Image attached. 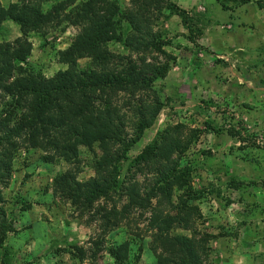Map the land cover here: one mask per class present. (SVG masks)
<instances>
[{"label": "rangeland", "instance_id": "rangeland-1", "mask_svg": "<svg viewBox=\"0 0 264 264\" xmlns=\"http://www.w3.org/2000/svg\"><path fill=\"white\" fill-rule=\"evenodd\" d=\"M260 1H251L254 9L257 7L255 21L253 20L254 12L247 13L249 3L232 4L225 0L166 1L165 7L168 5L178 6L191 16L197 15L198 12L208 14L210 27L203 24L204 36L197 41L202 48L205 44V49L202 52L199 51L200 54L191 57L194 55L192 52L196 54L197 51L185 39L187 31L183 29L178 18L171 17L168 22L164 23L163 28L167 31L168 39L171 41L166 38L170 42V46L163 51L167 56L172 55L176 60L165 78L155 83L153 88L148 89L146 93L142 92L141 98L147 101L152 95L151 91H155L161 97L170 99V102L159 112L155 124L146 132L143 139L138 141L127 153V157L134 158L144 147L157 139H159L158 144L161 149L162 133L168 128L182 125L183 133L180 136L182 138L190 136V132L201 131L195 135V145L191 144L185 154L169 156L163 166H159L155 161L156 156L143 161L140 166L154 169L157 174L151 175L144 170L141 175H135L133 181L131 179L125 184L124 188H127L128 194H123L129 197L130 192L131 196H135L133 188H135V184L139 187V197L145 201V208L136 209L130 214L134 215V218L143 214V218H138L140 220L138 228L142 231L151 219L152 213L148 206L157 205V201L163 193L165 201L168 203L166 190L170 192L171 201L175 202L177 199L175 203L178 205L181 198H187L188 195L204 188L209 189L211 188L209 185L221 188L218 197L214 198L215 193L209 189V196L204 195L193 202V206L198 209L202 217H197L195 224L197 230L205 238L207 250V255H203L201 258L202 264H264V69L253 70L254 74H249V79L246 80L248 75L242 74V71L246 70V66L250 64L247 62V58L234 55L232 61L229 60L230 66L222 68L215 66L214 58L209 59L211 56H208V52L213 53V50L222 47L223 42L235 37L233 35L225 37L227 32L224 31H227L228 24H234V20H228V16L233 11V7L237 6L245 7L244 9L247 11H245L247 15H241L237 23L247 26L243 29H245V34L249 35V41L245 43L246 41L242 37L236 36L233 43L241 47L244 46L243 48L248 46V52L252 53L251 55H264V39H262L264 38V21H261L264 15L258 9ZM85 2L87 0H41L40 7L35 10H40L44 14L43 16H34V10L28 12V15L30 13L31 18L34 19L48 17V13H50L49 17L56 15L63 20L62 25H59L61 30L65 27L61 34L52 33L51 24L49 23L48 26L47 23V27L51 31L47 39L43 38L41 33L37 35L29 33L25 38L31 44L30 59L28 60L30 66L41 69L46 78L52 77L62 67L56 62L54 53L65 50L81 32L91 30L89 21L84 20L79 25H73L70 22L71 17L86 15L90 18L94 11L96 18L106 19V17L101 18V15L97 14L100 4L92 6L89 5V1L86 4ZM15 3L22 5L27 3V7L33 5L31 0H0V7L7 10ZM104 4L112 9L115 5L117 7L115 15L118 14L122 18L128 17L130 21L134 14L145 8L143 0H106ZM155 5L152 3L150 6L153 8L151 10V19L153 20L157 16L156 12L158 13ZM52 6H54L53 9ZM225 6H227V10H225ZM260 7H264V3H261ZM162 13H165L164 10ZM258 13L261 16H258ZM111 24L115 28L112 38L102 40L104 43L99 44V52L94 56L95 58L83 54L77 60V65L80 67L89 65L90 70L99 75H107L106 72L109 68L118 70L124 68L131 71L133 67L140 73L146 65H158V63H153V59H158L161 56L160 52L149 53L146 49L147 44L129 46L130 43H137L135 38L139 36L132 24L124 21L121 23L117 16L112 18ZM53 27L56 29L55 26ZM233 31L234 29L231 33ZM125 36H129L126 43L123 42ZM17 38L23 39L19 26L11 20L3 21L0 25V43L13 42ZM117 38L120 40L117 41ZM164 60L162 57L159 58L160 63ZM235 60L238 62H234ZM223 81H225L224 84ZM9 82H6L5 85ZM118 91L116 98L121 102L123 98L125 99L126 92L121 89ZM105 99V95L89 93L86 98H83L81 104L83 106L86 104L98 105L105 102ZM9 101L10 97L4 89L0 88V172L2 175L8 168L1 167L11 164L10 176H4L9 187L5 189L0 184V192L5 201L0 206L8 209V212L14 213V229L20 228L18 223L20 221L24 225H29V229L21 235L20 239L12 243L14 247L11 255L13 256L17 246L23 240L33 238L39 231L47 228L50 235L58 237V244L55 246L60 248L54 250L52 246L51 250L46 251L47 255L53 250L57 254V259L54 260L55 264H70L68 249L72 253L76 252L79 256L80 251L78 252L76 248L73 249L75 245L85 254L84 258L86 259L80 264H93L89 258L91 249H93L96 259L94 264H115L116 260L110 253V249L116 248L120 244L122 238V235H119L120 230L116 231L106 226L105 222L98 218L95 207L91 208L82 219H79V213L73 214L71 211V201L66 200L61 193L53 192L51 187L54 178L56 175H62L68 166L62 162L55 164L42 161L41 157L49 156L50 158L53 156L51 151L30 150L28 153L25 152L26 148L20 146L22 143L19 142L25 137L33 139L39 128L26 126L10 119L8 110H6V104ZM244 104L251 107V110L242 109L241 105ZM32 112L34 114L33 110ZM7 118L9 119L6 120ZM124 118L128 123L126 131L131 139L133 137L130 135L132 131L130 123L134 119L126 109ZM208 125L212 129H208ZM230 127H235L240 132L239 137L230 138L227 135L226 132ZM15 131L18 137L15 135ZM12 145L19 146V151H21L15 159H11L12 157L8 154ZM207 152L212 157L214 156L213 159L216 162V166L212 170L204 162L208 156L203 153ZM81 161L80 165H71L72 167L78 166V169L69 166L71 172H76L74 182L84 183L85 180L95 179L99 172L96 161L90 157H81ZM183 176L188 178L189 185L183 184ZM122 177L120 173L116 179L121 182L123 187ZM232 178L242 181L247 185L246 188L240 191L226 190L224 187ZM181 179L182 184L180 185ZM200 182L202 186H200ZM184 186H187V193L182 197L185 194ZM122 199L123 206H118L115 210H122L124 207L126 197H122ZM100 203L103 204V202ZM24 205L29 206L30 210L20 216V221H18L20 209L26 208ZM145 217L146 221H144ZM145 231L147 230H143V232ZM34 232L36 233L33 234ZM159 235L156 228L145 232L142 237L146 243L145 246L150 245L151 242L154 243V239ZM163 235L164 232H162V237ZM68 239L69 241L64 247ZM94 243L98 245L96 249ZM25 247L26 249L17 263L39 264V257L34 254V245L28 242ZM39 252H41V248H38L37 253ZM135 257L136 255L131 253L126 264H149L150 260L147 255H141L142 261L138 260L137 262ZM8 262L15 264L12 257L9 259L0 249V264H8Z\"/></svg>", "mask_w": 264, "mask_h": 264}, {"label": "trees", "instance_id": "trees-1", "mask_svg": "<svg viewBox=\"0 0 264 264\" xmlns=\"http://www.w3.org/2000/svg\"><path fill=\"white\" fill-rule=\"evenodd\" d=\"M31 1L33 5L30 7H27V3L26 5L12 4L7 10L0 7V25L5 20H11L19 26L23 36V39L17 38L13 42L0 43V88L4 89L10 97V101L6 104V110H8L10 119L26 126L39 128L36 130L33 139L23 138L19 142L22 143L20 146L26 148L25 152L27 153L30 150L51 151L53 156L50 158L49 156L41 157V160L55 164L62 162L68 166L62 175H56L51 188L54 193H61L66 200L71 201L73 214L79 213V219H82L91 208L95 207L98 218L102 219L106 226L116 231L120 230L119 235H122L120 244L116 248L110 249V253L116 260L115 264H126L131 253L136 255V262L141 260V255L145 254L150 260L149 264H202L201 258L203 255H207V250L205 238L197 230L195 224L197 217H202L198 209L193 206V202L199 197L208 195L209 189L215 193L214 198L218 197L221 188H214L209 185L211 187L209 189L204 188L188 195L187 198H181L178 205L175 203L177 199L172 202L170 192L166 190L168 203H166L163 193L158 199L157 205L148 206L152 213L151 219L142 231L138 228L140 221L138 218H143V214L137 215V218L130 214L136 209L145 208V201L139 197L140 189L135 184V188H133L136 193L135 196H131L130 192L129 197L123 193H127V188H124L126 182L131 179L133 181L135 175H141L144 170L151 175L157 174L154 169L140 166L143 161L156 156L155 161L159 166H163L169 156L185 154L191 144H196L195 135L201 131L190 132V136L182 138L180 136L183 133V126L179 125L164 130L162 133L163 140L160 143L161 149L158 144L159 139H157L144 147L134 158L127 157V153L133 149L138 141L143 139L146 132L155 124L159 112L170 102V99L161 97L155 91H151L152 95L149 100L145 101L141 98L142 92L146 93L148 89L153 88L155 83L165 78L176 60L172 55L167 56L163 51L170 46L168 33L163 28L164 23L168 22L171 17L178 18L183 29L187 31L185 39L197 51L196 54L192 52L194 55L191 57H194L200 54L199 51L202 52L205 49L198 45L197 41L204 36L203 24L210 27L208 14L197 13V15L191 16L178 6L167 4L168 6L165 7L167 0H143L145 8L134 14L130 21L128 17L122 18L118 14L115 15L117 7L115 5L113 9L107 7L104 4L106 0H87L92 6L100 4L97 14H100L101 18L106 17V19L99 20L95 17L94 11L90 18L86 15L71 17L70 22L73 25H79L84 20L89 21L91 30L81 32L65 50L54 53L56 62L62 67L52 77L46 78L41 69L30 66L28 60L30 59L31 44L25 38L29 33L36 35L41 33L42 37L47 39L51 31L61 34L65 27L61 30L59 25H62L63 20L56 15L49 17L50 13H48V17L31 18L32 15L30 13L28 15L30 10H34L36 17L44 15L40 10H35V8L40 7L41 0ZM228 1L230 2V0ZM231 1V3H249L248 0ZM152 3L156 4L155 7L158 11L154 20L151 19L153 8L150 6ZM261 3H264V0H261L258 5L260 6ZM53 8L54 6H52ZM163 10L165 13H162ZM115 16L121 23L124 21L132 24L139 34L135 38L137 43H130L129 46L147 44L148 52H160V57L165 59L164 62H159L160 57L154 58L153 63H158V65H146L140 73L138 69L133 67L131 71L124 68L121 70L109 68L106 72L107 75H99L90 70L89 65L83 67L77 65V60L83 54L95 58L94 56L99 52V44L104 43L102 40L112 38L115 28L111 26V20ZM47 23L48 26L51 24V31L47 27ZM117 39V41L120 40V38ZM128 39L129 36H125L123 42L126 43ZM243 40L246 41L245 43L249 41ZM242 43L244 42L242 41ZM231 44L235 46L233 42H227L224 48L215 49L213 53L208 52V56H211L209 59L214 58L215 66L228 67V64L219 56L231 51ZM243 49L244 51L241 49L242 51L237 55L248 58L249 54L251 57L252 53L248 52V46ZM263 57L264 55H258L254 62L257 63L253 66L254 69L259 68V66L264 67ZM9 80L11 81L9 82ZM6 82L9 83L5 85ZM222 83L224 84L225 81ZM120 89L126 92V97L121 102L116 98ZM89 93L105 95V102L98 105L86 104L83 106L81 104L83 98H86ZM241 108L251 110L247 104L241 105ZM125 109L131 113L134 119L130 123L132 128L130 135L134 139H130L129 133L126 131L128 123L124 118ZM207 128L212 129L210 125ZM226 133L230 138H236L240 135L235 127H230ZM15 135L17 136L16 131ZM20 152L19 146L12 145L8 154L12 157L11 159H15ZM203 154L208 156L204 162L212 170L216 166L214 156L212 157L208 152ZM81 157L92 158L99 168L97 177L89 181L85 180L84 183L74 182L76 172L69 170V166L78 169V166L72 167L71 165H80L83 161V159L81 161ZM1 168H8L4 175L0 172L2 175L0 184L7 189L9 186L4 180V176H10L11 164ZM120 173L123 176V187L121 182L116 179ZM183 179V184L189 185L188 178L183 176ZM200 184L202 186L201 182ZM226 186L224 187L226 190L240 191L244 190L247 185L232 178L229 179ZM183 191L185 194L182 197L186 196L187 186L183 187ZM122 197H126L124 207L122 210H115L116 207L123 206ZM4 202L0 192V204ZM24 206L26 208H21L19 211L18 221H20V216L30 210L29 206ZM7 210L0 206V249L4 255L11 259L14 246L11 240L8 243L9 246H5V244L8 236L10 234L17 235V232L13 226L15 215L12 211L8 212ZM144 221H146V217ZM65 223L69 224L67 221ZM153 228H156L160 235L154 239V243L151 242L150 245L145 246L146 243L142 237H144L145 232ZM143 230L147 231L143 232ZM162 232H164L163 237ZM93 245L95 249L98 247L96 243ZM75 248L78 252L80 251V255L77 256L76 252L72 253L68 249L70 264H80L86 259L84 252L78 249L76 245L73 249L75 250ZM90 252L89 258L94 264L96 259L93 249Z\"/></svg>", "mask_w": 264, "mask_h": 264}, {"label": "crops", "instance_id": "crops-1", "mask_svg": "<svg viewBox=\"0 0 264 264\" xmlns=\"http://www.w3.org/2000/svg\"><path fill=\"white\" fill-rule=\"evenodd\" d=\"M248 1H249V6L247 7V11L248 12L246 11V9H244L245 7H242V6L233 7V11L230 12V16H228V20H230V21L234 20V24H232V25L228 24L227 27H226L227 31H224V32H227L225 37H228V36H231V35H233L235 37L233 39H231L229 41H225V42L220 40L221 42H223L222 48H224L226 46L227 42H233L237 38L236 36L242 37V39L248 40L249 35L245 34V29H243V27H247V26L244 25V24H238L237 23V21L240 20V16L241 15H243V16L247 15V14H245V11L247 13L254 12L255 15L253 16V20L254 21L256 20L257 11L255 9L257 7L254 9V7L251 5V1L252 0H248ZM256 1H260V0H256ZM258 9L262 12V15H264V7H260L259 6ZM258 16H261V14L258 13ZM261 21H264V17H262ZM257 26H259V25H257ZM261 26H263V25H261ZM233 29H234V31L231 33V31ZM263 36H264V34H263ZM262 39H264V38H262ZM203 41H206V40H203ZM204 47H205V44L203 45V48ZM230 49H231V51H229V52L222 51V52H226V53H222L219 56V58L221 60H224L228 64V67L230 66L229 60L232 61V58L234 57V55H237L242 50L244 51V49L241 46L236 45V44H235V46L233 44H231L230 45ZM251 50H252V48H251ZM257 57H258V55H251V57H250L249 54H248L247 62H249L250 64L248 66H246V70L242 71V74L248 75L246 80L249 79V74H252V75L254 74L252 72L253 70H257L258 71V70L264 69V67H260V66H259V69H254L253 68V66L257 64V63H254L256 61ZM251 59H253V60L251 61ZM234 62H238V61L235 60ZM263 84H264V82H263ZM241 86H243V85H241ZM18 223L20 224V228L19 229L18 228L15 229L16 232H17V235L13 236V234H10L8 236V238H7V242H6L7 245L5 244V246H9L10 245V244H8L10 240H11L12 243L15 240L18 241L20 239L21 235H23L29 229V225H24V224L21 223V221L18 222ZM48 230L49 229L46 228L45 230L39 231L36 236H34L33 238H29V239L23 240V242L19 246H17V248H16V250H15L13 256H12V259L15 261V264H21V263H17L18 262L17 260H19V258L22 257V253L26 249L25 245H27L28 242H30V243H32L34 245V247H35L34 254H36V256L39 257V264H55L54 260L57 259V254L54 252V250L60 248L58 246H55V244H58V237H57V235H55L54 237L52 235H50V232ZM35 233L36 232H34L33 234H35ZM68 241H69V239L66 240V242L64 244V247H65V245H66V243ZM52 246H53V249H54L53 252H51L50 254L47 255L46 251L47 250H51ZM38 248H41V252H39V253H37L38 252ZM8 264H11V262H8Z\"/></svg>", "mask_w": 264, "mask_h": 264}, {"label": "clouds", "instance_id": "clouds-1", "mask_svg": "<svg viewBox=\"0 0 264 264\" xmlns=\"http://www.w3.org/2000/svg\"><path fill=\"white\" fill-rule=\"evenodd\" d=\"M225 2L229 3L228 0H225ZM230 3H231V0H230ZM232 4H234V3H232ZM225 10H227V6H225ZM198 13H200V12H198Z\"/></svg>", "mask_w": 264, "mask_h": 264}]
</instances>
